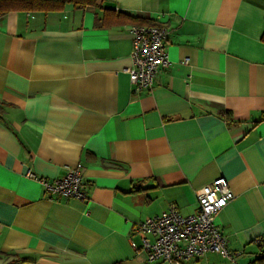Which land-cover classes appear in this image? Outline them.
<instances>
[{"label":"crops","instance_id":"obj_1","mask_svg":"<svg viewBox=\"0 0 264 264\" xmlns=\"http://www.w3.org/2000/svg\"><path fill=\"white\" fill-rule=\"evenodd\" d=\"M135 22L168 29L170 65L149 91L126 72ZM263 33L264 0H98L0 16V264H147L136 224L170 206L194 213L197 191L221 176L234 198L215 223L233 260L186 264L263 256ZM78 163L86 201L26 176L53 180Z\"/></svg>","mask_w":264,"mask_h":264},{"label":"built area","instance_id":"obj_2","mask_svg":"<svg viewBox=\"0 0 264 264\" xmlns=\"http://www.w3.org/2000/svg\"><path fill=\"white\" fill-rule=\"evenodd\" d=\"M131 32V65L126 72L135 91H149L155 85L156 74L170 65L166 49L168 29L164 25H133ZM187 62L188 59L183 60ZM82 168L78 163L53 180L30 171L26 176L38 182L49 195L86 201L87 185ZM196 198L197 208L190 215H181L175 206H170L136 224L147 264H186L208 253L233 260L227 241L215 223L218 212L234 198L227 179L221 176L201 187ZM131 246L136 248L133 242Z\"/></svg>","mask_w":264,"mask_h":264},{"label":"trees","instance_id":"obj_3","mask_svg":"<svg viewBox=\"0 0 264 264\" xmlns=\"http://www.w3.org/2000/svg\"><path fill=\"white\" fill-rule=\"evenodd\" d=\"M98 0H0V16L12 11L25 12H54L63 10L66 4H71L73 8L81 9L87 6L96 5ZM155 25L149 22H135V25ZM264 39V33L263 37ZM4 103L0 101V117L3 113ZM4 257H7L4 256ZM26 260L22 258H11L5 264H23ZM253 264H264V255L257 258Z\"/></svg>","mask_w":264,"mask_h":264}]
</instances>
